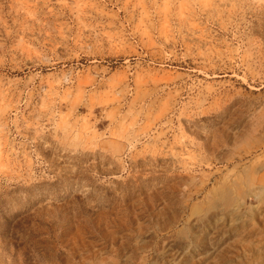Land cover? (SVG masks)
<instances>
[{"label":"rangeland","instance_id":"374dc122","mask_svg":"<svg viewBox=\"0 0 264 264\" xmlns=\"http://www.w3.org/2000/svg\"><path fill=\"white\" fill-rule=\"evenodd\" d=\"M0 264H264V0H0Z\"/></svg>","mask_w":264,"mask_h":264}]
</instances>
